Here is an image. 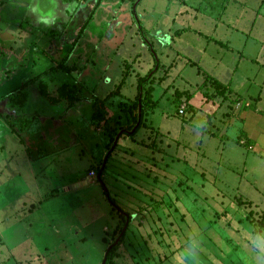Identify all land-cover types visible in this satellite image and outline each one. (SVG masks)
Here are the masks:
<instances>
[{
    "label": "rangeland",
    "instance_id": "rangeland-1",
    "mask_svg": "<svg viewBox=\"0 0 264 264\" xmlns=\"http://www.w3.org/2000/svg\"><path fill=\"white\" fill-rule=\"evenodd\" d=\"M57 1L59 14L51 20L31 15L28 4L18 11L10 0L0 3V73H13L0 84V98L40 77L60 55L67 56L75 79L64 74L46 77L49 91L59 98L56 91L70 82L85 98L74 109L59 103L49 111L34 85L30 103H38L32 111L50 126L40 134L42 124L36 123L24 136L25 144L0 119V264H105V252L114 243L119 244L118 264H174L181 252L193 247L207 250L203 264H212L209 256L218 264H250L246 237L264 232V103L246 133H254L258 153L244 150L238 125L223 129L232 119L240 120L242 112L221 109L222 89L210 76L219 79L214 66L228 58L226 49L213 52L212 40L243 46L237 33L249 18L253 22L260 14L256 28L264 29V0H104L71 55L69 49L93 5H80L70 22L52 25L63 16V1ZM48 3L44 9L56 13ZM245 12L246 21H239ZM230 59L240 64L237 86L245 85L246 75L257 77L256 83L264 81V68L259 73L261 68L250 61L239 63L237 54ZM153 68L158 71L141 84L144 94L151 87L152 101L157 102L153 108L146 105L149 125L134 138L119 137L109 149L107 141L81 132L79 125L90 122L85 108L93 97L105 99L119 91L116 87L129 73L119 91L122 96L111 105L116 109L120 102L134 103L139 79ZM228 73H223L224 81ZM209 84L218 92L196 95L192 103L215 98L216 107L201 110L191 124L195 110L188 108L185 115L179 110L190 93L201 85L205 93ZM204 125L201 137L192 133L191 127ZM147 138L151 145L143 142ZM212 140V148L205 149ZM116 146L126 147L129 154L117 153ZM130 159L151 175L149 180L137 173L138 182L124 180L119 161ZM149 159L159 160L154 165ZM103 166V179L92 177ZM156 201L161 203L154 205Z\"/></svg>",
    "mask_w": 264,
    "mask_h": 264
},
{
    "label": "trees",
    "instance_id": "trees-1",
    "mask_svg": "<svg viewBox=\"0 0 264 264\" xmlns=\"http://www.w3.org/2000/svg\"><path fill=\"white\" fill-rule=\"evenodd\" d=\"M63 4H71L73 6L79 7L80 5H86L90 7L93 5V11L88 16L85 23L81 26V28L78 31V36L74 43L72 44V48L69 49V55L73 53V51L78 46V42L83 38L84 33L88 29L89 25L93 21L95 17V12L99 8V6L102 4L104 0H96L94 4H92L89 0H79V2L74 3L73 0H62ZM72 11L70 12V14ZM219 44L223 45L224 43L219 42ZM59 57V56H58ZM158 62V60H157ZM67 56L62 57L61 55L58 58V60H55V66L51 67L49 70L45 71L43 74H41L40 77L28 82L27 84L23 86H19L15 88L10 94L7 96L0 98V105L4 106V111L0 112V119L2 122L8 127V129L11 131L12 134H15L19 136L22 143L25 144V138L24 136H27L32 131V128L35 124V121L38 122V114L37 111H32V108L35 106L33 104H37L38 102L34 100V102L31 104V94L30 90L31 88L36 85L39 88V92L41 97L44 100V103L47 105V110L55 109L52 106H56L59 103H64L69 108H73L76 103L82 101L85 98L80 97L77 92H75V89H72L68 83L66 82L61 85V87L56 91L58 93L59 98L56 97V94H53L51 91H49L46 77L49 76H57L59 74H64L72 79H75L72 71H74V68H69L67 66L68 64ZM158 71V68H153L147 76H145L143 79L140 78L139 83V93L136 98V102H120L118 103V107L114 104L116 107V113H114L109 106H107L108 99L116 98L117 96H121V93L119 92L122 84H124L129 77V73H125L123 75V79L121 81L119 88V91L113 93L110 95L109 98L106 99H99L97 97H93L91 101L93 102V110H92V119L96 123L98 127H102L103 129V137H105L108 141V149L113 144L115 140H120L119 137L127 138L128 135L132 136L134 138L136 134L141 130L143 125H145V110L146 105L150 106L151 108L155 107L157 102L152 101L153 93L151 90V87H147L148 90L146 93H143V85L149 79L152 78V75L154 72ZM13 73L12 72H2L0 73V84L3 81H8L11 79ZM138 80V82H139ZM79 85V84H77ZM82 85V84H81ZM83 86V85H82ZM220 86V85H219ZM118 94V95H117ZM191 96L189 97V99ZM123 107L124 112H122L119 108ZM191 109V108H189ZM127 111V112H126ZM191 111V110H190ZM131 114H133L131 116ZM46 116V115H45ZM42 117V116H41ZM117 138V139H116ZM239 140L240 147L246 148V150L253 151L254 150V141L251 138H248L247 135H242ZM242 142H245L244 144ZM151 145V144H150ZM153 146H156V141H154ZM28 148V147H27ZM119 148L116 146V149L114 151H117ZM47 149L43 150V153H45ZM31 150H28L30 152ZM115 153V152H114ZM118 153V152H117ZM110 155V153L108 154ZM109 160V159H108ZM107 160V161H108ZM102 168V167H101ZM96 168V179L97 176L100 175V179L102 180L103 177L106 175L105 173V166L103 168ZM101 169V170H100ZM109 175V174H108ZM111 176V175H110ZM132 181L138 182L136 177H132ZM138 186V185H137ZM134 189V186H131V190ZM171 197V196H170ZM161 202H155V204H160ZM167 203H164V206H166ZM127 225H125L122 228V235H120L121 238L124 237L123 233L126 232ZM203 232V231H201ZM255 232H262L259 230H256ZM120 233V234H121ZM118 248L119 244L114 243L112 244L105 252L104 262L105 264H118L116 261V257L118 255Z\"/></svg>",
    "mask_w": 264,
    "mask_h": 264
},
{
    "label": "crops",
    "instance_id": "crops-1",
    "mask_svg": "<svg viewBox=\"0 0 264 264\" xmlns=\"http://www.w3.org/2000/svg\"><path fill=\"white\" fill-rule=\"evenodd\" d=\"M10 1L13 4L18 5V8H17L18 11L19 10H22L21 8H23L24 5L26 6L28 4L27 5V8L28 9L30 8V13L32 12L31 15H35L37 13H40V16L41 17H47L48 19L51 20L53 17H55L54 15H56L57 13L59 14L58 9H57V4H59V3H58L57 0H24V1L23 0H10ZM47 1L50 2L55 7V9L57 11L56 13H49V12H47L44 9L45 6L47 4H49ZM2 2H3V0H0V3H2ZM73 2L74 3H77V2H79V0H73ZM62 8L64 9L61 12V14H63V16H61L59 18L60 20H58V18L56 20H54V21L52 20L51 21V22H53L52 25L55 22H58L56 24H59L60 21H61V23H65L66 20L68 22H70L71 19L75 16V15L74 16H72V15H73V13L75 11L76 6H73L71 4L70 5L69 4H64L62 6ZM2 10L3 9L0 8V13H1ZM71 11H72V13L70 14ZM33 12H35V13H33ZM247 15H248V12H245L244 14H242V17H240L239 21H241L243 19H245V21H246V16ZM259 18H260V14H255L254 15V18H253V22H250L252 20H250V18H249L247 20L249 23L247 22V24L246 23L243 24L242 25V30H238L237 37H239L241 39V43L244 44L240 48H237L236 46L230 45L229 43L228 44H225L224 43L223 45H220L219 42H221V41L216 40V39H213L212 40L213 43H216L215 44L216 46H214V49L215 50H213V52L219 53L221 50L226 49L227 50V55H228V58H227L226 61L220 60L214 66V68L217 71H219V73H217L216 75L220 74L219 76H220L221 79L220 78L218 79L217 77H214L212 75L210 76V77H212V79H214L213 82H215V86L219 87V85H220V88L222 89L221 90L222 93L218 92L214 88V86L212 84H209L210 87L206 90L207 92L203 93L204 90H202L203 89L202 88V85H206L205 82H204V80H203L204 84L202 83L201 87L196 90V93H190V95H191V98L190 99L187 98V104H186L187 105V110H188V108H192L193 110H195V112H193V113L190 111L191 114H192L191 119H190V123L191 124H194L195 118H196V116L199 114V112L201 110L204 111L206 108L208 109V107H211V109H212V106L213 107H216V106H214L215 105L214 104L215 98H214V100H213V98L207 99V100H205V98H204V101L202 99L200 101V104H194L193 105L192 102L194 100L198 99L196 95L205 96V95H207V93H213L215 90L219 93L220 97L223 99L222 106H221V109H223V111H230L231 109L235 108V111H236L237 115H238V112H240V113L242 112L241 116L240 117L238 116L240 120H238V119H232L231 121H229L230 124L226 123V126L223 127V129H226V127H228L229 125H233L234 127H235V125H238L237 128H238V130H240V132H239L240 133V136H242L243 134L244 135H247L246 133H248V130L250 129V128H247V126L249 125V123L252 122L251 121L252 119L255 118L254 120L256 121V116H255V115H257L256 112L261 113L263 111L262 107H260L259 104L262 105L264 103V94H263L264 91L262 89H260L261 88V85L264 86V81H262L261 83H256L257 77L251 78L248 75H246L245 78H244L245 85L244 86H237L236 85V80L238 79V76H239V75L237 76V73L240 70V68H239L240 67V64L237 66L236 64H234V61L231 62L232 59H230L231 57L234 56V54H237L238 57H239V60H238L239 63H244L246 61H250L253 65L261 68L260 70H258L259 73H261V71L264 68V29L263 28H260L261 30L259 32L258 28H256ZM17 20L20 21L21 19L18 18ZM76 23H79V20ZM222 24H225V22H223ZM7 28H8L7 31H10L9 30L10 26H7ZM248 45H249V47H248ZM208 50H209V45H208L207 48H205L204 53L207 54ZM210 56L211 55H209L208 57H210ZM242 69L245 70L246 68H242ZM227 70L229 71V73H228V75L226 77L227 80L224 81L223 80V78H224L223 77V73H225ZM246 71H247V69L244 71V73ZM125 83L122 84V87L120 89L121 91H122V88L125 85ZM120 84H121V82H120ZM120 84L118 86H120ZM209 89H211V90H209ZM182 93H186V92H182ZM255 93L257 94L256 96L253 95ZM262 94H263V96H262ZM121 96H122V94H121ZM109 97L110 96H107V98H109ZM108 100H111V101H108L107 102V106H109V108L114 113H116V109L111 105L115 101V98L108 99ZM237 102H239V104H240L239 107H238ZM81 103H83V102L76 103V105L73 106V109L77 105H80ZM200 105H201V107H200ZM193 106H195V107H193ZM196 106H198V107H196ZM258 106H259V108H258ZM88 107L85 108V111H88L89 112L88 114H89V121L90 122H89L88 125L85 124V123L79 125V126H81V128H80L81 132H84L85 134H88V135H91V136L96 137L98 139V141H107V139L105 137H103V129H102V127L101 126L98 127L96 125V123L92 119L93 102L91 100H90V105ZM185 114H186V112H185ZM213 114H214V112H213ZM148 115L149 114L147 112V115L145 116V125H149L150 117ZM208 115H210V113L207 111L206 112V117H208ZM41 119L42 118H40V120L38 122L35 121L34 126L36 125V123L42 124V126L40 127V134H43L45 132L44 129L46 127H47L46 129H48V127L50 125L47 122H44L43 123L41 121ZM147 119H148V121H146ZM219 120H220V118H219ZM255 121L253 123H255ZM81 122H84V120L81 121ZM207 123L210 124V121H207ZM87 128H89L91 130L86 131ZM191 129H192V133L196 132V134H198V137L202 134V131H206L207 130L206 125H204L203 127L201 126L198 129H194V128L191 127ZM242 129H244V130L242 131ZM188 132L190 133V129L188 130ZM254 137H255L254 136V133L252 132V133H250V137H248V138H251L256 143L254 145L255 148H254V150L252 152L258 153V143L259 142H257L254 139ZM213 140H215V139H213ZM213 140L210 141L209 144H206L205 149H206L207 146H210L212 148L213 142H214ZM157 141H158V138H157L156 142ZM143 142L149 143V145L151 144V141L149 140V138L144 139ZM160 145L161 146L163 145L162 142H161ZM122 148L125 149L126 147L122 146ZM123 149L119 148L116 152H118V153L124 152L125 153L124 156H127L129 154V151L128 150L127 151H124ZM244 150H246V148ZM131 155H133V154H131ZM118 160L119 159H116L115 158L113 160V162L116 163ZM158 160L157 159H149V161H153V164L154 165H157L156 163H158V162H156V161H158ZM119 163L122 164L121 168H119V171L121 173H124L126 175V177H124V180H128L129 181V178L130 177L132 178V177H134L137 174L145 175V174H143V172H145V171L142 170L143 168L141 170H139L136 167H134V165L132 164L133 163V159H130L129 161L128 160H125V162H122V160H121V161H119ZM123 164L125 166H123ZM179 164H180V162H179ZM33 169H34V166H33ZM128 169L130 171L129 173H128ZM145 170H147V169L145 168ZM145 176L149 180L151 175L149 173H147V175H145ZM127 177H129V178H127ZM135 177L138 180V177L137 176H135ZM154 179H155L154 180L155 182L158 181L157 176H155ZM140 180H142V179H140ZM89 182H91V180L88 181V183ZM84 185H85V183L83 182L81 184V186H84ZM123 186L124 185H121L120 187L122 189H124ZM149 187H151V186H149ZM151 188H153V187H151Z\"/></svg>",
    "mask_w": 264,
    "mask_h": 264
},
{
    "label": "clouds",
    "instance_id": "clouds-1",
    "mask_svg": "<svg viewBox=\"0 0 264 264\" xmlns=\"http://www.w3.org/2000/svg\"><path fill=\"white\" fill-rule=\"evenodd\" d=\"M246 241L244 247L250 246V254L246 252L245 255H249L250 264H264V232H249ZM204 255H207V250L204 248H189L178 255L174 264H189L190 261L194 264H203L202 256ZM209 259L212 260V264H218V261L211 256Z\"/></svg>",
    "mask_w": 264,
    "mask_h": 264
},
{
    "label": "built area",
    "instance_id": "built-area-1",
    "mask_svg": "<svg viewBox=\"0 0 264 264\" xmlns=\"http://www.w3.org/2000/svg\"><path fill=\"white\" fill-rule=\"evenodd\" d=\"M186 109H187V106L186 105H183L182 107H181V109L179 110V115H184L185 114V112H186ZM243 144L245 143V142H242ZM92 177H94V178H96V176H94V173H92Z\"/></svg>",
    "mask_w": 264,
    "mask_h": 264
}]
</instances>
